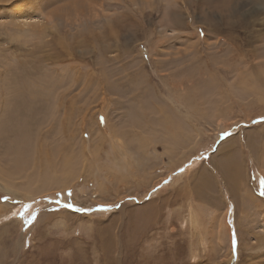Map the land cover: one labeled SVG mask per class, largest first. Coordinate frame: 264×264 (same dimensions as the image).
Masks as SVG:
<instances>
[{"label": "rangeland", "instance_id": "rangeland-1", "mask_svg": "<svg viewBox=\"0 0 264 264\" xmlns=\"http://www.w3.org/2000/svg\"><path fill=\"white\" fill-rule=\"evenodd\" d=\"M14 1L0 264H264V0L56 1L48 44L9 27Z\"/></svg>", "mask_w": 264, "mask_h": 264}, {"label": "bare ground", "instance_id": "bare-ground-1", "mask_svg": "<svg viewBox=\"0 0 264 264\" xmlns=\"http://www.w3.org/2000/svg\"><path fill=\"white\" fill-rule=\"evenodd\" d=\"M3 1H6V0H0V4ZM17 1H20V3L23 5V8H19V5L20 4H18ZM56 1L58 2V1H61V0H15L12 7H16L17 9L13 10L12 13H9L8 14L9 16H11V19H12L10 21V24H8L9 27H14L18 32H24V33H22V36L24 38L27 36V39H29V40L30 39H34V40H37V41H40V42H42L44 40L46 42L45 44H48L51 39L48 40V41L45 39L46 37L43 36V34H46V31H44L43 27L44 26H46V27L48 26L49 28H51L48 24L51 23L52 18L55 15V12L57 10L63 11V10H65L67 8L66 6L56 7L53 10H51L48 13L47 17L45 18L43 16V14H44L43 9H45L47 6L55 3ZM129 1L130 2L124 1V4L126 6H128L130 4H132V5L134 4V5H138L139 7H141L142 4H147V2H148L147 0H141V1L140 0H129ZM120 4H122V3H120ZM197 6H198V4H197ZM146 7H147V5H146ZM28 19H33V20L28 21ZM181 21L182 20L179 21L177 19L171 20V22L173 23V25H178V26H182V25L185 24V23H182ZM44 22H46V23L44 24ZM2 23H4V22H2ZM47 34H52V33L49 32ZM12 47H13V49L14 48L15 49L18 48V46H12ZM26 52L27 53H31L32 52V48H27ZM101 143H102V141H101ZM69 159H70L69 155L66 154V156L63 158V162H62L63 165L62 166H59L58 168H56L55 171H58L59 172L60 170H63V173H61L63 175H66L68 172H73L75 170V168H74V165L73 166H70L69 165ZM232 171L234 172V175L235 176H238L239 175V172H237L238 171V164L237 163H233V165H232ZM59 174H60V172H59ZM63 175H60V176H63ZM67 177L68 176H66L64 178H67ZM40 180L44 184L43 185V187H44L45 184H46L45 181L43 179H40ZM191 217H192V215H191Z\"/></svg>", "mask_w": 264, "mask_h": 264}, {"label": "snow or ice", "instance_id": "snow-or-ice-1", "mask_svg": "<svg viewBox=\"0 0 264 264\" xmlns=\"http://www.w3.org/2000/svg\"><path fill=\"white\" fill-rule=\"evenodd\" d=\"M224 135H228V133H225ZM167 183V181H166ZM262 188H264V182H262ZM261 195H264V191H261ZM4 199H7V197H4ZM57 203H59V201H57ZM64 207L66 208H71V209H74L75 211L77 212H82V211H86L85 209H82V208H76L74 205L72 204H64L63 205ZM119 205H117L118 207ZM31 206L30 205H24V208L25 209H28L30 208ZM111 206H107V205H102V206H98L97 210L99 211H106L110 208ZM37 219V213L36 212H31L27 219H25L24 223L25 224H28V225H31L35 220ZM235 246H236V241H235V238H233V251L235 252Z\"/></svg>", "mask_w": 264, "mask_h": 264}]
</instances>
